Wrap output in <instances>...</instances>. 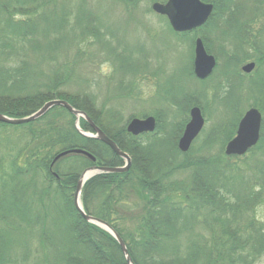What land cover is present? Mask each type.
I'll list each match as a JSON object with an SVG mask.
<instances>
[{
  "label": "trees",
  "instance_id": "obj_1",
  "mask_svg": "<svg viewBox=\"0 0 264 264\" xmlns=\"http://www.w3.org/2000/svg\"><path fill=\"white\" fill-rule=\"evenodd\" d=\"M43 1L0 2V114L26 118L49 101L64 100L84 112L130 156L132 164L127 173L102 174L85 183L81 193L85 213L110 225L126 244L133 264H235L242 259L247 264L250 258L254 262L262 256L264 224L256 219L254 206L264 197V163L255 177L260 189L256 191L252 183L242 194L231 196L226 182L230 165L222 159L223 152L193 161L194 147L186 154L179 151L186 109L202 108L199 93L189 96L178 92L182 101L174 102V106L181 121L175 118L168 123L165 113H154L155 132L135 137L127 132L129 122L120 126L116 115L102 116L89 93L61 90L69 87L74 71L65 66L45 74L26 54L27 46L41 41L39 26L45 17L40 10L46 8L48 0ZM117 1L132 6L143 0ZM202 1L214 4L207 26L217 27L215 18H227L221 23L234 25L240 12L236 0ZM85 16L83 13L77 21L83 27L82 36L98 37L99 31L90 24L94 16ZM168 29L177 37L191 36L173 32L169 24ZM226 30L212 29L201 36L209 48V36L233 31ZM186 72L193 76L188 69ZM170 87L164 95L174 101L176 93ZM75 123L76 117L62 107L29 124L0 123V129H28L22 147L0 144L6 152L0 156V264H127L118 242L86 222L74 203L85 170L123 167L124 160L104 143L80 134ZM80 126L93 133L84 119ZM75 149L88 152L94 161L69 155L52 166L59 154ZM198 151L210 152L209 144L203 140ZM191 169L192 183L177 179L180 172ZM196 213L204 214L202 224L211 235L203 238L204 243H187L185 238Z\"/></svg>",
  "mask_w": 264,
  "mask_h": 264
},
{
  "label": "rangeland",
  "instance_id": "obj_2",
  "mask_svg": "<svg viewBox=\"0 0 264 264\" xmlns=\"http://www.w3.org/2000/svg\"><path fill=\"white\" fill-rule=\"evenodd\" d=\"M167 1L143 0L128 6L117 0H48L46 8L40 10L45 17L39 26L41 41L33 47L27 46L26 54L45 74L52 68L68 66L74 76L69 87L64 86L61 90L89 93L102 116L112 118L116 115L121 120L120 126L132 119L154 117L158 112L165 113L164 121L169 123L178 112L175 100H168L169 97L164 95L168 85H171L170 91L173 89L176 93L175 97L180 91L199 93L201 104L205 89L203 83L194 82L186 72L190 59H193L194 38L173 35L168 29L167 18L152 11L154 4H166ZM236 1L240 9L237 18L264 17V0ZM83 13L94 16L90 24L99 31L98 37L82 36L83 27L78 26L77 21ZM19 18L27 20V17ZM62 36L63 40L53 42ZM176 119L181 121L180 117ZM78 125L81 129L80 121ZM209 127H205V134L200 135L192 146L195 148L190 156L193 161L219 154L217 149L198 151ZM27 131L25 128L0 129V140H3L0 144L22 147ZM3 151L0 146V156L6 153ZM222 159L228 160L230 165L226 182L231 196H235L233 193L242 194V190L244 192L252 183L256 191L260 189L261 184L255 177L258 168L263 166L264 153L250 152L240 158H227L223 154ZM192 176L193 169L180 172L177 179L192 183ZM261 200L254 209L256 219L264 224V197ZM203 215L196 213L194 216L185 238L187 243H204L203 238L211 235L207 225L202 224ZM235 226L233 224V228ZM214 230V236H217L218 231ZM235 264H244V260ZM247 264H264V254L254 262L250 258Z\"/></svg>",
  "mask_w": 264,
  "mask_h": 264
},
{
  "label": "flooded vegetation",
  "instance_id": "obj_3",
  "mask_svg": "<svg viewBox=\"0 0 264 264\" xmlns=\"http://www.w3.org/2000/svg\"><path fill=\"white\" fill-rule=\"evenodd\" d=\"M214 20L219 24L217 27L207 26V22L190 32L194 44L198 39L202 40L207 54L214 57L216 64L212 74L205 80H200L194 73L195 52L193 59H190L188 70L193 76L189 74L188 77L194 79V82L203 83L205 92L202 108H185L186 123L182 135L190 122L191 110L199 108L204 118L200 135L205 134V127L210 125L204 141L209 144L210 151L217 149L225 154L229 143L236 138L246 113L256 110L260 114L259 138L246 154L256 151L264 153V17H240L235 19L234 25L228 26L221 23L228 20L227 18ZM212 29L233 31L209 36L206 40L208 48L201 34ZM185 94L191 95L188 92ZM192 95L195 96L193 93ZM195 99L198 102V98ZM174 100L176 103L182 101L179 95ZM225 157L240 158L226 154Z\"/></svg>",
  "mask_w": 264,
  "mask_h": 264
},
{
  "label": "water",
  "instance_id": "obj_4",
  "mask_svg": "<svg viewBox=\"0 0 264 264\" xmlns=\"http://www.w3.org/2000/svg\"><path fill=\"white\" fill-rule=\"evenodd\" d=\"M217 1V0H212ZM152 11L162 17H166L173 32L182 34L192 32L203 25L210 19L213 11L214 4L205 3L201 0H168L166 4L156 3L152 6ZM195 60H194V73L200 80H205L212 74L215 67L214 57L207 54L202 40L198 39L195 44ZM55 107H62L66 109L77 119V130L87 138L96 139L107 145L118 157L124 160L123 167H100L94 166L85 170L76 187L74 198L75 207L78 213L89 224L95 225L100 229L110 234L121 247L127 264H133L126 244L120 236L108 225L106 222L89 216L85 213L83 205L80 200L82 189L87 181L102 175V174H123L127 173L131 168V158L128 154L120 150L117 144L111 140L99 127L90 121L84 112L78 111L73 108L68 102L64 100H52L47 102L40 110L26 118L14 119L3 114H0V123L9 126H21L37 121L45 116L49 111ZM80 119L88 122L93 130V133L83 132L79 128ZM157 122L154 117H147L145 119H132L127 125V132L132 136L138 137L143 134H151L156 130ZM204 127V118L199 108H193L190 113V122L187 124L184 133L179 140L178 149L181 153L186 154L190 151L193 142L200 135ZM260 129V114L256 110H251L246 113L243 118L238 134L233 139L225 154L227 156H244L247 151L254 147L259 138ZM69 155H83L94 161V157L82 149H75L62 152L53 161L52 166L61 158ZM56 177L57 175L54 174Z\"/></svg>",
  "mask_w": 264,
  "mask_h": 264
}]
</instances>
